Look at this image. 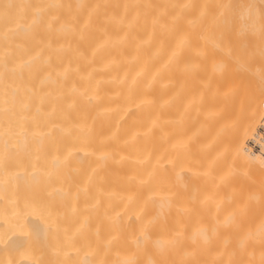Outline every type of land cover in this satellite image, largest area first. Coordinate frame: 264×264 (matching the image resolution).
<instances>
[{"label": "bare ground", "instance_id": "6f19581e", "mask_svg": "<svg viewBox=\"0 0 264 264\" xmlns=\"http://www.w3.org/2000/svg\"><path fill=\"white\" fill-rule=\"evenodd\" d=\"M231 11L0 0V264H264V54Z\"/></svg>", "mask_w": 264, "mask_h": 264}, {"label": "rangeland", "instance_id": "374dc122", "mask_svg": "<svg viewBox=\"0 0 264 264\" xmlns=\"http://www.w3.org/2000/svg\"><path fill=\"white\" fill-rule=\"evenodd\" d=\"M226 1H228L229 6H232L231 15L233 14L234 16L233 18L236 22L237 29H241L243 32H239L235 35L236 52L239 54L240 60L248 71L256 75L260 74L262 71V57L264 54V36L259 35V29L256 27L257 24L253 21L251 16L244 18L239 16V10L236 8L239 7L237 5L238 0H225V2ZM222 16L227 18L225 11L222 12ZM242 23H247V26L242 28ZM245 38L247 41H245ZM225 39L227 43L229 37L226 35Z\"/></svg>", "mask_w": 264, "mask_h": 264}, {"label": "built area", "instance_id": "2783aa9c", "mask_svg": "<svg viewBox=\"0 0 264 264\" xmlns=\"http://www.w3.org/2000/svg\"><path fill=\"white\" fill-rule=\"evenodd\" d=\"M264 107V102H263ZM257 138H249L246 142L248 148L254 152H263L264 151V117L261 123L258 125L256 129Z\"/></svg>", "mask_w": 264, "mask_h": 264}]
</instances>
